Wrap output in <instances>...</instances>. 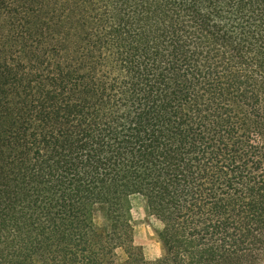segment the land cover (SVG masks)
Segmentation results:
<instances>
[{"label": "trees", "instance_id": "16d2710c", "mask_svg": "<svg viewBox=\"0 0 264 264\" xmlns=\"http://www.w3.org/2000/svg\"><path fill=\"white\" fill-rule=\"evenodd\" d=\"M0 264H264V0H0Z\"/></svg>", "mask_w": 264, "mask_h": 264}, {"label": "rangeland", "instance_id": "374dc122", "mask_svg": "<svg viewBox=\"0 0 264 264\" xmlns=\"http://www.w3.org/2000/svg\"><path fill=\"white\" fill-rule=\"evenodd\" d=\"M14 198L12 197V199ZM26 199L20 198L15 205H10L9 202H6L9 207L7 210L11 222L21 228L24 233H26L25 224H30V220H32V217L29 218L31 213L29 211V202ZM129 208L134 227L136 247L142 250L143 256L148 261L161 258L166 250L159 235L163 230V224L149 215L147 203L141 197L132 198ZM97 221L99 224H103L105 219L102 215H98ZM117 253L122 261L127 259V255L123 251L119 250Z\"/></svg>", "mask_w": 264, "mask_h": 264}]
</instances>
